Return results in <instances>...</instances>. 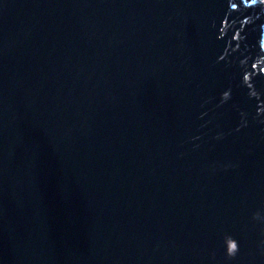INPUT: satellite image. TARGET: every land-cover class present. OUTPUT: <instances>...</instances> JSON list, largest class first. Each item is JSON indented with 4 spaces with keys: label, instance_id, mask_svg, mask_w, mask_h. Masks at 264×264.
I'll return each instance as SVG.
<instances>
[{
    "label": "water",
    "instance_id": "1",
    "mask_svg": "<svg viewBox=\"0 0 264 264\" xmlns=\"http://www.w3.org/2000/svg\"><path fill=\"white\" fill-rule=\"evenodd\" d=\"M0 264H264V2L0 0Z\"/></svg>",
    "mask_w": 264,
    "mask_h": 264
},
{
    "label": "snow or ice",
    "instance_id": "2",
    "mask_svg": "<svg viewBox=\"0 0 264 264\" xmlns=\"http://www.w3.org/2000/svg\"><path fill=\"white\" fill-rule=\"evenodd\" d=\"M261 2H264V0H261ZM233 6H235V5H233Z\"/></svg>",
    "mask_w": 264,
    "mask_h": 264
}]
</instances>
